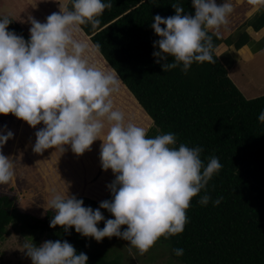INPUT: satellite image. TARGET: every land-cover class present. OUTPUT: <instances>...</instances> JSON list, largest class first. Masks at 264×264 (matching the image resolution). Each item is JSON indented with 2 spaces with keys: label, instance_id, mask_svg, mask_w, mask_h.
<instances>
[{
  "label": "clouds",
  "instance_id": "1",
  "mask_svg": "<svg viewBox=\"0 0 264 264\" xmlns=\"http://www.w3.org/2000/svg\"><path fill=\"white\" fill-rule=\"evenodd\" d=\"M249 15L264 9V0H246ZM41 23L29 17L30 39L14 31L7 16L0 18V114H12L35 128L33 151L42 154L55 149L64 153L70 147L77 156L101 141L100 160L104 171L111 169L115 180L108 185L112 200L93 210L82 199L52 189L46 211L53 212L50 227L60 226L67 233L73 228L84 237L101 242L118 237L130 243L140 255L147 253L161 238L181 234L188 223L186 212L194 197L204 190L198 203L207 205L211 197L207 185L222 164L215 156L207 163L203 149L176 145V135L169 132L148 136V129L134 122L117 108L115 97L121 79L115 70L95 60L99 44L81 39V26L97 27L99 17L110 9V0H70L59 2ZM37 3L33 4L36 7ZM194 15L184 14L181 3H172L174 16L156 15L151 25L160 37L154 43L156 63L165 72L178 68L185 74L193 63H215L213 35L229 24L234 11L232 0H192ZM164 25L165 27H161ZM172 62H168V58ZM182 65V67H181ZM258 120L264 123V111ZM13 137L0 135V149ZM16 163L0 151V185L15 178ZM222 198L216 199L219 205ZM100 209L114 219L105 220ZM104 221L103 229L97 225ZM122 226H127L121 231ZM24 250L32 264H87L85 253L77 254L68 241H45L40 246L25 243ZM182 248L174 255L182 256Z\"/></svg>",
  "mask_w": 264,
  "mask_h": 264
},
{
  "label": "trees",
  "instance_id": "2",
  "mask_svg": "<svg viewBox=\"0 0 264 264\" xmlns=\"http://www.w3.org/2000/svg\"><path fill=\"white\" fill-rule=\"evenodd\" d=\"M110 2L112 7L99 17L101 23L95 28L82 25L79 38L99 44L95 60L120 77L116 107L127 109V115L134 110L161 132L175 134L177 148L182 143L201 147L205 164L212 156L222 164L207 185L209 203H198L205 194L202 190L186 212L188 223L184 231L160 239L172 243L173 257L183 264H264V123L258 120L264 111V96L246 99L230 79L220 57L230 50L233 40L209 32L215 45V63H193L187 74L180 67L165 72L163 61L156 63L158 58L153 56L159 50L154 43L160 39L151 27L153 18L174 16L175 2L183 5L184 14L194 15L192 0ZM67 3L70 7V0ZM30 16L43 23L40 7L27 4L20 15L8 17L12 20L8 30L29 40ZM252 24L255 31L264 28V9ZM248 26L234 43L237 50L254 43L246 31ZM258 49L261 48H253ZM168 62H172L171 57ZM43 127L42 122L35 128L25 122L22 144L47 192L68 191L82 199L85 207L99 208L110 196L108 185L115 180L111 169H102V142L95 141L90 151L79 156L68 146L63 154L55 149L37 154L33 151L35 133ZM218 198H222L220 204L214 205ZM52 218L50 210L45 219L22 214L15 198L0 190V240L9 225L21 221L33 231L58 233L62 241L74 246L77 254L87 255V264H119L93 253L89 237L77 233L74 227L67 233L60 226L50 227ZM177 248L184 250L182 256L174 255Z\"/></svg>",
  "mask_w": 264,
  "mask_h": 264
},
{
  "label": "rangeland",
  "instance_id": "3",
  "mask_svg": "<svg viewBox=\"0 0 264 264\" xmlns=\"http://www.w3.org/2000/svg\"><path fill=\"white\" fill-rule=\"evenodd\" d=\"M68 1L59 0L61 3ZM216 2L219 5L224 3V0H216ZM34 3L40 7L43 23L46 22V18L50 14L59 12L58 0H0V16L16 17L21 14L25 5ZM232 3L234 11L229 17V24L226 28H221L219 36L225 39L231 38L233 45L229 52L224 51L220 59L228 69L230 79L244 97L256 99L264 96V48L259 49L257 53L249 45L241 50L236 49L235 41L243 35L245 26L251 25L253 22L252 15H249L250 6L246 0H232ZM117 108L123 109L127 113V109L122 106ZM129 111L130 115L126 114V116L146 127L149 137L164 134L142 114L134 110ZM24 129L25 121L12 114H0V135H6L8 131L13 133V137L4 144L0 151L16 163L15 178L8 185H0V190L15 198V205L22 214L45 219L46 201L51 194L47 192L44 180L34 168L33 162L27 156L26 149L22 144ZM112 199V194H110L106 200ZM101 212L105 220L114 219L106 209H101ZM97 227L103 229L104 221H101ZM126 227L122 226L121 231ZM49 240L63 242L56 232L33 231L21 221H16L9 225L7 234L0 240V264H32L31 259L25 253L24 244L34 243L36 246H40ZM89 245L93 253L101 254L107 260L117 261L119 264H183L173 257L172 243L161 239L143 255L131 247L128 241L115 236L105 237L101 242L89 237Z\"/></svg>",
  "mask_w": 264,
  "mask_h": 264
},
{
  "label": "crops",
  "instance_id": "4",
  "mask_svg": "<svg viewBox=\"0 0 264 264\" xmlns=\"http://www.w3.org/2000/svg\"><path fill=\"white\" fill-rule=\"evenodd\" d=\"M14 4H17V3H15V2H13ZM259 13L260 12H258V13H255V14H252V22H253V20L259 15ZM251 22V23H252ZM246 31H247V33L250 35V37H251V39L254 41V43H252L251 44V42L250 43H248V44H246V45H244L243 47H245V46H247V45H249L251 48H252V50H253V48L254 47H260L261 49H263L262 48V45H263V43H264V28L263 29H261L260 31H255V29L253 28V24H251V25H249L248 27H247V29H246ZM241 35V34H240ZM240 37V36H239ZM238 37V38H239ZM254 37H256L257 39H255ZM242 47V48H243ZM231 48V47H230ZM241 48V49H242ZM240 49V50H241ZM230 51V50H229ZM228 51V52H229ZM254 51V50H253ZM259 51V49L257 50V51H254V52H258Z\"/></svg>",
  "mask_w": 264,
  "mask_h": 264
}]
</instances>
